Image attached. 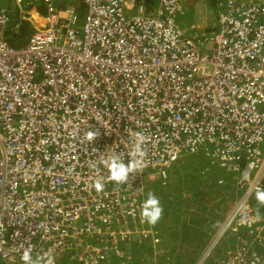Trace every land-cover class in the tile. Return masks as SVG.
Wrapping results in <instances>:
<instances>
[{
    "label": "built area",
    "instance_id": "2783aa9c",
    "mask_svg": "<svg viewBox=\"0 0 264 264\" xmlns=\"http://www.w3.org/2000/svg\"><path fill=\"white\" fill-rule=\"evenodd\" d=\"M39 1L43 22L29 18L34 31L19 47L0 3V264H24L25 251L54 264H135L146 244L145 264H161L160 229L140 215L148 179L165 187L182 156L200 153L203 173L231 175L237 193L192 264H207L228 232L234 242L214 264H264L255 206L264 189V0H221L217 23L202 32L180 22L183 0ZM137 133L141 168L96 192L94 181L109 175L101 161L127 164Z\"/></svg>",
    "mask_w": 264,
    "mask_h": 264
},
{
    "label": "trees",
    "instance_id": "16d2710c",
    "mask_svg": "<svg viewBox=\"0 0 264 264\" xmlns=\"http://www.w3.org/2000/svg\"><path fill=\"white\" fill-rule=\"evenodd\" d=\"M147 2L149 6H152L153 4L157 3V0H147ZM44 13H46L45 7L42 8L40 6V14L44 15ZM182 21L184 20L180 18V22ZM33 31L34 24L32 20L24 18V15L20 11H18L17 13H13L10 16V22L6 29V37L13 46L19 47L26 44ZM201 161H203V159L200 155H190L184 161H182L180 165L177 166L178 171L176 168H174V174L172 175L174 176V179H171L170 183L167 186L163 187L157 183L149 184V191L156 197H159V202L162 203V206L164 207L162 216L155 225L160 229L162 238H166V241H162V243L164 242L166 244L165 250L168 253H170L169 249L167 248L169 242L173 245V248L171 249L174 250L178 244L186 243L185 241L190 242L191 240H193L192 242H195L199 239L200 236H203L204 238V236L206 235L208 238L209 232L218 226V222L216 219H221L222 215L229 210L232 204H229V200L233 201L236 196L237 189L232 179H230L231 175L222 172L219 169H212L210 172L208 171L206 173H203L206 164L200 163ZM198 163H200V166L198 165ZM180 172H186L187 178H184V175L180 174ZM220 175H223L224 179L226 180V182L223 184H218V178ZM187 184L193 185L192 188L194 190L191 191L188 188V196H186V191L183 190V186H187ZM154 185H158L159 187H152ZM174 186L176 187V195H174ZM160 187H163V189H161ZM185 199H190V203L186 207V213L187 215L190 213L193 214V218L195 219L193 222V226H197V231L200 230V234L198 235L191 234V231L189 230L190 223L187 224L186 216L184 217L183 221L179 219L180 214L174 213V208L180 209L182 207L181 203L187 204ZM216 199L220 200V203L223 207L222 213L220 214L217 213L218 209H215L214 206V202L216 201ZM215 204L216 206H218L217 202H215ZM255 206L264 218V205L259 204L256 200ZM201 213H204L206 217L202 219ZM174 217L176 218L177 223L175 224L176 227L173 229ZM163 220H166L167 223L169 221L171 222V231L165 229L166 221ZM210 222L213 226L209 231L208 226H210ZM259 224L260 226L264 225V220ZM178 232L181 233L184 241L181 240ZM135 254L137 255L135 264H145L148 258H151L153 256V248L150 244H146L141 249L136 250ZM169 257H171V259L173 258L170 255L164 254L160 259V263L168 264L170 260ZM188 259V264H192L191 262L193 261V258L189 254Z\"/></svg>",
    "mask_w": 264,
    "mask_h": 264
},
{
    "label": "rangeland",
    "instance_id": "374dc122",
    "mask_svg": "<svg viewBox=\"0 0 264 264\" xmlns=\"http://www.w3.org/2000/svg\"><path fill=\"white\" fill-rule=\"evenodd\" d=\"M75 1L78 2V0H75ZM220 1L221 0H183L184 4L187 7L186 13L181 16V18L184 20V21H182L183 26L189 31H194L195 25H196V27H199L198 31H201V32L212 30L214 25L217 23L218 13H219V10L221 8ZM32 2L34 3V5ZM0 3H3V5L7 6L11 10V15L13 13H17L18 11H20L21 13H23L25 18H31L34 21V23H35L36 18H37V20L41 19L39 14H40V6L42 7V4L39 0H4V1L0 0ZM37 12H39V14ZM198 155H200L201 158L203 159V161H201L200 163L207 165V159L205 158V156L201 153ZM187 157H188V155L182 156L181 159L169 169L168 174L170 177L168 176L169 177L168 183H170L171 179H174V176H172L174 174V168H176L178 171L177 166L180 165L181 162L184 161ZM197 160H198V157H197ZM200 163H198L199 166H200ZM180 174L184 175V178H187L186 172H180ZM176 176H177V174H176ZM148 181H149V183H152V184H154V183L159 184V181H161V180L158 179L157 176H155V178L148 179ZM152 187L157 188L159 186L154 185ZM192 187H193V185H191V184H187V186H183V190L186 191V196H188L187 193H189L188 188L191 191H194ZM160 188L163 189V187H160ZM175 190H176V187L174 186V195H176ZM157 198H159V197H157ZM235 199H236V196L233 199V201L229 200V204L232 203L231 206L233 205ZM185 201L187 204L181 203L182 207L180 209L174 208V213L180 214L179 219H181L183 221H184V217L186 216L187 224L190 223L189 230L191 231V234L192 235L193 234L198 235V234H200V230L197 231V226H193V222L195 220L193 218V214L190 213L187 215V213H186V209H187L186 207L190 203V199H185ZM215 202L218 203V206H216ZM215 202H214V206H215V209H218L217 213L218 214L222 213L223 207L220 203V200L216 199ZM160 206L162 207V209L164 208L162 206V203H160ZM212 207H213V203H212ZM227 212L225 214H227ZM225 214L222 215L221 219L220 218L216 219L218 222V226L215 229L211 230L213 225L211 222L209 223L210 226H208V230L209 231L211 230V231L209 232L208 238L206 235V236H204V238H203V236H200L199 239L195 242H192L193 240H191L190 242L185 241L186 243L178 244L174 250L171 249V248H173V245L169 242L167 248L169 249L170 253L166 252V250H165L166 244L164 242L161 243L160 247L163 249V251H161L160 253L158 252V259L159 258L161 259L163 257V255L166 254V255H170L173 257L172 259H171V257H169L170 260H169L168 264H188V262H189L188 254H189L193 258L192 262H194L196 260V258L205 249V247L208 245L210 239L212 238V235H214L218 231V229L221 227V223L224 220ZM205 217H206V215L204 213H201V218L203 219ZM163 221H166V220H163ZM176 223H177L176 218L174 217L173 218V224H174L173 229L176 227V225H175ZM161 229H163V228H161ZM165 229L168 231H171L172 224L170 221L168 223L166 221ZM178 234L180 235L181 240L184 241L181 233L178 232ZM162 241H166V238L163 237ZM232 242H234L233 234L228 232V234H226V236L221 240L219 245L215 248V250L213 252V257L207 261V264H214L215 259L220 257L225 252V250L231 246Z\"/></svg>",
    "mask_w": 264,
    "mask_h": 264
},
{
    "label": "clouds",
    "instance_id": "9594fccd",
    "mask_svg": "<svg viewBox=\"0 0 264 264\" xmlns=\"http://www.w3.org/2000/svg\"><path fill=\"white\" fill-rule=\"evenodd\" d=\"M95 135L96 134L94 132L89 131L86 134V138L91 141L95 138ZM142 143L143 135L141 133H137L136 144L133 147V151L130 153L132 159H130L127 164H125L119 159V157L116 156H112L101 161V163H103L104 166L108 169L109 175L107 177L101 176L99 179L94 181L93 187L96 192L99 193L104 191L106 181L115 182L116 184L126 183V181H128L129 179V174L141 168L142 159L146 155L145 151L141 147ZM255 199L259 204L264 205V189H261L259 187L256 189ZM162 213L163 209L160 206L159 199L153 193L149 192L147 198L142 202L141 205L140 215L142 221H145L149 225L154 226L160 220ZM242 230H245V228H242ZM21 260L24 262V264H41L42 260L44 261V264H54L53 256L47 255L46 260H44L43 257L38 256L34 260L32 254L29 251H25L23 253V255L21 256Z\"/></svg>",
    "mask_w": 264,
    "mask_h": 264
},
{
    "label": "crops",
    "instance_id": "0c3cea01",
    "mask_svg": "<svg viewBox=\"0 0 264 264\" xmlns=\"http://www.w3.org/2000/svg\"><path fill=\"white\" fill-rule=\"evenodd\" d=\"M3 1H4V0H3ZM5 2H6V1H5ZM1 4L3 5V3H1ZM39 16L41 17V19H38V20H37V18L35 19V21H36L37 24H40L41 22H43V17H42V15L39 14Z\"/></svg>",
    "mask_w": 264,
    "mask_h": 264
}]
</instances>
